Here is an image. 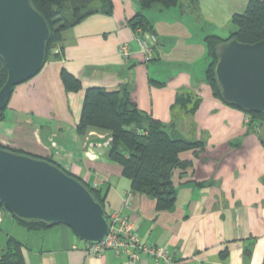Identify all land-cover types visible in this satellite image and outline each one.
I'll list each match as a JSON object with an SVG mask.
<instances>
[{
    "label": "crops",
    "instance_id": "0c3cea01",
    "mask_svg": "<svg viewBox=\"0 0 264 264\" xmlns=\"http://www.w3.org/2000/svg\"><path fill=\"white\" fill-rule=\"evenodd\" d=\"M111 1L108 14L109 0H91L94 12L66 29L42 69L15 86L0 120V143L51 157L100 189L109 213L122 210L144 242L168 246L175 264H264V125L250 128L247 113L216 97L206 81L205 37L228 36L233 14L249 0H180L149 10L158 43L157 57L148 62L128 23L141 9L139 0ZM122 44L132 48L129 58L119 54ZM63 69L83 87L67 91ZM90 86L128 88L144 112L204 142L179 154L186 165L173 171V209L158 210L156 200L132 190L122 166L107 157L109 131L78 132ZM178 93L201 99L195 113L173 107ZM6 216L18 233L0 243V255L14 237L23 243L24 264H132L113 250L90 252L65 224L32 230L4 210L0 226ZM134 264L162 263L143 255Z\"/></svg>",
    "mask_w": 264,
    "mask_h": 264
},
{
    "label": "trees",
    "instance_id": "16d2710c",
    "mask_svg": "<svg viewBox=\"0 0 264 264\" xmlns=\"http://www.w3.org/2000/svg\"><path fill=\"white\" fill-rule=\"evenodd\" d=\"M90 1L31 0L33 6L45 16L50 26L51 33L46 47V61L52 56L54 45L62 40L63 32L94 12L89 7ZM179 1L139 0L141 9L129 19L128 23L132 26L134 32L141 28L144 32L155 33L153 23L147 12L157 6H159L160 11H163L178 5ZM112 9L113 4L109 0L107 13L111 14ZM231 20L235 28L228 36L222 37L211 34L205 37L209 48L206 81L211 86L216 97L227 104L244 110L248 115V126L252 129H257L264 125V112L250 111L234 103L227 102L223 98L215 69L219 60V47L223 43L233 38L245 43H255L264 40V0H249L246 9L242 13L233 14ZM7 76V65L0 56V89L6 82ZM61 76L67 91H77L83 87L81 80L66 69L62 70ZM200 101L201 99L199 98L194 100L190 95L178 93L173 107H183L186 111L193 114L199 108ZM191 102L194 103L191 104ZM5 109L0 110V120L4 118ZM91 128L110 132L112 140L107 151V157L122 166V173L131 180L133 191L141 192L156 200L158 210H171L176 206L177 191L172 180L173 171L186 165L180 159L179 154L186 150L202 147L204 144L202 140L189 139L174 124L168 126V124L144 112L128 88L121 90H107L99 86L86 88L81 119L77 124V130L81 135H85ZM0 148L9 149L17 153L30 154L1 143ZM44 159L66 171L51 157ZM66 172L69 173L68 171ZM75 177L84 182L81 178ZM85 184L105 207V196L102 191L89 183ZM4 210L6 209L0 201V212ZM106 213L109 214L107 209ZM11 215L28 229H42L51 226L47 222L25 220L18 218L12 213ZM22 245L23 243L20 240L9 237L7 246L0 255V264H24L21 251Z\"/></svg>",
    "mask_w": 264,
    "mask_h": 264
},
{
    "label": "water",
    "instance_id": "95a60500",
    "mask_svg": "<svg viewBox=\"0 0 264 264\" xmlns=\"http://www.w3.org/2000/svg\"><path fill=\"white\" fill-rule=\"evenodd\" d=\"M50 26L31 0H0V56L8 76L0 89V110L16 85L38 73L46 62ZM216 75L223 98L264 112V40L233 38L219 47ZM0 201L25 220L65 224L87 243L102 242L109 214L92 190L50 161L0 148Z\"/></svg>",
    "mask_w": 264,
    "mask_h": 264
},
{
    "label": "built area",
    "instance_id": "2783aa9c",
    "mask_svg": "<svg viewBox=\"0 0 264 264\" xmlns=\"http://www.w3.org/2000/svg\"><path fill=\"white\" fill-rule=\"evenodd\" d=\"M136 40L144 55L145 61L148 62L157 57L158 36L150 31H142L138 28L135 31ZM119 54L125 58H129L133 54L132 48L128 44H122L119 48ZM111 135L106 141L110 144ZM57 142L52 141L53 145ZM131 194L129 193L125 199V206L129 204ZM2 220V212H0V222ZM110 230L105 239L98 243H88L87 247L90 252L101 254L105 250H113L117 255L125 254L132 264L141 259L143 255L152 257L156 262L162 264H175L174 257L166 245H153L144 242L137 232L136 225L132 222L128 215L122 210H114L109 213Z\"/></svg>",
    "mask_w": 264,
    "mask_h": 264
},
{
    "label": "rangeland",
    "instance_id": "374dc122",
    "mask_svg": "<svg viewBox=\"0 0 264 264\" xmlns=\"http://www.w3.org/2000/svg\"><path fill=\"white\" fill-rule=\"evenodd\" d=\"M245 9H243L241 12H237V13H242ZM6 213L8 214L10 212L6 209ZM11 225H12V223L10 222L9 217L6 216V220H5L4 224H2L0 226V243L1 242L3 243L7 239V236L15 235L14 233H16V234L18 233L14 230L15 228H13Z\"/></svg>",
    "mask_w": 264,
    "mask_h": 264
}]
</instances>
